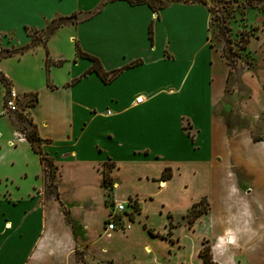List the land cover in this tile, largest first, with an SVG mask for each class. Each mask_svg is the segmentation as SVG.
<instances>
[{
	"label": "crops",
	"instance_id": "0c3cea01",
	"mask_svg": "<svg viewBox=\"0 0 264 264\" xmlns=\"http://www.w3.org/2000/svg\"><path fill=\"white\" fill-rule=\"evenodd\" d=\"M99 4L91 16L59 26L47 39L54 64L44 67L40 45L3 57L16 59L14 69L0 62L8 89L36 94L24 111L51 160L57 194L45 197L42 165L29 143L17 140L0 82V264H191L193 258L203 264V240L217 264H253L227 247L243 251L256 240L262 250L257 264H263L264 137H253L252 130L264 114V55L254 70L236 77L234 91L246 94L234 92L218 112L214 106L233 89L225 59L210 43V15L201 2H171L153 12L125 0H0L1 48L24 45L26 30ZM77 49L104 71L121 69L108 82L94 72L71 82L90 65ZM234 109L248 124L233 123ZM21 150L36 157H17ZM104 165L111 202L136 203L110 230L104 229L112 208L104 196ZM217 191L225 193L224 213L215 223L219 231L209 235ZM201 197L207 211L187 224L183 215ZM175 206L178 215L171 213ZM158 209L162 231L148 222ZM201 220L205 233L183 250L173 230L181 223L193 232Z\"/></svg>",
	"mask_w": 264,
	"mask_h": 264
},
{
	"label": "rangeland",
	"instance_id": "374dc122",
	"mask_svg": "<svg viewBox=\"0 0 264 264\" xmlns=\"http://www.w3.org/2000/svg\"><path fill=\"white\" fill-rule=\"evenodd\" d=\"M204 5L207 8L210 20H209V40L210 43L219 49L221 54L224 50L230 51V60L233 64V73L230 76L229 87L233 89L231 93L226 92L224 97L221 101L214 106L215 111H223L224 106L226 103L231 104V94H233L235 89L238 87L236 84V77L240 72L245 68L255 69L254 67L259 65L263 58V44L262 38H264V2L260 0H204ZM249 5L253 7H248ZM219 31V32H218ZM221 33V34H220ZM26 34L33 35L34 33L32 30H26ZM261 35V36H258ZM258 36V37H257ZM6 37V35H5ZM248 37V43L245 44L243 39ZM257 37V38H255ZM30 38V37H29ZM59 37L56 38L54 41H58ZM11 43L8 42V46ZM4 45L2 43V37L0 35V48ZM34 47H31L29 50H33ZM50 59V57H49ZM0 62H5L10 69L16 68V59L8 60L6 58H1ZM245 77L248 76L247 73L244 74ZM236 93V92H235ZM238 97L244 96L246 93H236ZM27 99L26 95H17L15 99V110L5 111L6 114L10 117V121L16 125L18 130V122L15 118V115L19 113L23 118V123L27 126L28 123L30 124L29 116L24 111V106L28 105L29 102H25ZM3 117L0 116V124H3ZM231 120L235 124H248V120L244 118H240L237 112L234 109L232 114ZM259 129L252 130L253 137H264V130L262 129L264 126V114L259 117V124L257 125ZM31 129V126H29ZM19 133L23 134L22 131ZM17 157H36L30 150L23 151L21 150ZM54 179V175H53ZM105 201L107 203H112L110 200V192L106 190L105 192ZM225 193L221 191H217L215 196L211 200V212L209 213V217L211 219V227L208 234H215L219 231V225L215 224L217 219L220 216L222 217L224 213V204H222L224 200ZM131 201V199H129ZM206 201V200H205ZM207 203V202H206ZM135 206V207H134ZM131 207L133 211L136 210V203H132ZM158 210L154 212H150L149 215V223L150 226L157 231H162L163 225L165 224L164 216H161L162 213H158ZM182 210L177 206L173 207V211L171 213L173 215H178L181 213ZM179 219H177L178 221ZM182 220H185L184 218ZM206 231L205 223L199 222L196 224L195 230L190 232L183 226L181 223L177 224L175 229L173 230L174 236L178 237V241L183 247V250L192 249L194 246L197 245V241L199 236H201ZM207 244V243H206ZM263 245V244H262ZM160 247L158 245H155ZM260 243L256 240H253L248 243L247 249L243 251L239 250L238 247H227V252H229L232 256H239V258H243L246 261H249L253 264L261 263L260 259L262 260L259 255L261 254L262 250L260 248ZM225 250V249H224ZM224 250L218 251L215 250L214 253L217 256H225L223 253ZM178 253L174 256V260H177ZM192 260V261H191ZM191 264H199L197 260L190 259ZM175 264H177L175 262ZM201 264V263H200ZM264 264V263H263Z\"/></svg>",
	"mask_w": 264,
	"mask_h": 264
},
{
	"label": "trees",
	"instance_id": "16d2710c",
	"mask_svg": "<svg viewBox=\"0 0 264 264\" xmlns=\"http://www.w3.org/2000/svg\"><path fill=\"white\" fill-rule=\"evenodd\" d=\"M104 1H107V0H104ZM125 1L128 2L129 4L144 3L153 12H155L158 9H160V8L164 7L165 5H167L168 3H171V2H186L188 0H125ZM189 1H197V2L204 3L203 0H189ZM260 1L264 2V0H260ZM101 4H99V6H97L95 9L87 11V12H72V13H70L68 15H65V16H57V17L52 18L50 21H48L46 23L44 28H42L40 30H32V32L34 34L33 35H29L30 38H29V41L26 44L20 45V46H12V47L0 48V58L7 57V56H14V55L18 56V55L22 54L23 52H25L26 50H28L31 47H34L36 45H40V46H42L44 48L47 39L54 33V31L59 26H62V25L68 24V23H72L73 24V23H76L78 21H81V20H84V19L88 18L89 16H91L94 12H96L100 8ZM248 7H250V8L253 7L254 8V5L253 6L249 5ZM151 36H152L151 25H149V27H148V38L150 39V41H151ZM247 41H248V37H245L243 39L244 46L247 43ZM76 55L89 60L90 61V65L87 68H85L78 76L74 77L71 80V82H75L82 75H84V74H86L88 72H94L96 75H98V77L103 82H108L121 69V68H118V69H112V70H109V71H104L102 69L99 61L95 57H93V56H91V55H89L87 53L81 52L78 49L76 50ZM222 56L225 59L226 65L228 66V71H227V75H226V80H228L229 77L233 73V64H232V62L230 60V57H231L230 51L229 50H224L223 53H222ZM58 63L59 62H56V64H58ZM50 64H54V63L52 61H50L48 52H47L46 48H44V67H47ZM0 82L5 87V93H4L3 99H6L7 93H8V82H7L6 78L2 75L1 72H0ZM23 95L27 96V99L25 100V102H29L28 105H30L35 100V95L36 94L33 92V93H26V94H23ZM15 118H16V120L18 122V130L23 132L22 135H23L24 139L29 143L31 150L38 155L39 162L42 165V168H43V171L45 173L46 180H47L46 192L44 194L45 197L51 196L52 198L57 199V194L55 192V185H54V182H53V170H52V166H51V160L49 158L45 157L41 153L40 148L38 146L39 138L36 136V133H35L33 125L31 123L30 124L28 123V125L26 126L23 123V118H22V116L19 113H17L15 115ZM29 126H31V129H29ZM108 170H109V166L108 165H104V168L102 170V185L104 187H106L107 190H109L110 186H111ZM206 211H207V203L205 201V198L201 197L198 201H196V202H194V203H192L190 205L188 210L183 215V218L185 219L187 224H191L197 216H199L200 214L205 213ZM166 216L168 218L167 229L169 230L173 225H172L171 220H170V214H167ZM66 221H68L67 218H66ZM168 232L169 231H167V233ZM198 255L200 256L201 261H202L203 264H217V262H215L211 258V255H210V252H209V246L206 244L205 240H203L201 242V247L198 250Z\"/></svg>",
	"mask_w": 264,
	"mask_h": 264
},
{
	"label": "built area",
	"instance_id": "2783aa9c",
	"mask_svg": "<svg viewBox=\"0 0 264 264\" xmlns=\"http://www.w3.org/2000/svg\"><path fill=\"white\" fill-rule=\"evenodd\" d=\"M17 98V93L12 90L8 89L7 97L6 99H3V107L7 110L14 111L15 110V99ZM140 98H136V102H138ZM107 112V111H106ZM24 139L23 135L21 133L18 134L17 140L20 141ZM132 205V201L129 199L124 202H112L111 203V210L108 212L107 219L104 225L105 230H110L114 228L115 222L119 220V215L124 211V208L126 206Z\"/></svg>",
	"mask_w": 264,
	"mask_h": 264
}]
</instances>
